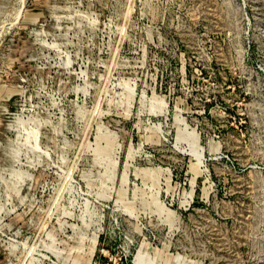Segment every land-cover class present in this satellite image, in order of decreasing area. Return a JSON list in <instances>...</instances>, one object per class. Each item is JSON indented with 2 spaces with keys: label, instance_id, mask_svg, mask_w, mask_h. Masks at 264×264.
Segmentation results:
<instances>
[{
  "label": "rangeland",
  "instance_id": "obj_1",
  "mask_svg": "<svg viewBox=\"0 0 264 264\" xmlns=\"http://www.w3.org/2000/svg\"><path fill=\"white\" fill-rule=\"evenodd\" d=\"M0 264H264V0H0Z\"/></svg>",
  "mask_w": 264,
  "mask_h": 264
}]
</instances>
